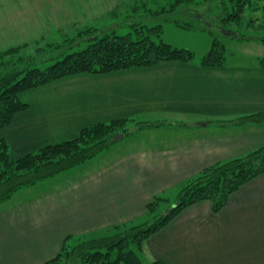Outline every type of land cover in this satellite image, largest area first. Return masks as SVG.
Masks as SVG:
<instances>
[{
    "label": "crops",
    "instance_id": "1",
    "mask_svg": "<svg viewBox=\"0 0 264 264\" xmlns=\"http://www.w3.org/2000/svg\"><path fill=\"white\" fill-rule=\"evenodd\" d=\"M46 4L38 3L28 18L25 11H16L12 21L2 20L10 26L1 30L15 33L23 23L81 17L74 4L72 10H61V17L45 10ZM259 57L219 66H204L195 58L164 60L106 73L82 72L60 84L66 77L31 88L34 101L22 100L28 107L0 129L14 157L115 118H127L133 126L121 139L137 134L143 143L71 178L61 173L73 167L22 186L47 183L19 199L11 200L16 191L0 199V264H44L68 236L109 235L115 226L141 219L155 195L174 193L205 167L263 145L264 121H235L264 109ZM47 86L54 87L51 93H44ZM50 127L56 131L49 132ZM142 258L164 264H264V173L232 192L217 212L210 200L182 209L143 241Z\"/></svg>",
    "mask_w": 264,
    "mask_h": 264
},
{
    "label": "trees",
    "instance_id": "2",
    "mask_svg": "<svg viewBox=\"0 0 264 264\" xmlns=\"http://www.w3.org/2000/svg\"><path fill=\"white\" fill-rule=\"evenodd\" d=\"M250 4L252 0H219L213 9L205 10L208 14L196 10L200 12L198 18L205 22L199 27L212 36L210 48L199 57L200 64L219 66L226 62L225 46L216 31L221 30L238 40L264 42L262 35L244 34L239 30L242 13ZM194 6H198L195 0L170 1L151 13L157 19L149 24L141 20L132 24L134 32L117 34L112 30H100L85 48L64 53L45 68L32 66L31 55L27 58L19 56L18 60L27 59L22 66L11 59L26 43L0 51V129L8 126L17 112L28 107L19 99V93L24 90L82 72L106 73L149 66L164 60H192L195 56L193 51L163 40L162 26L170 22L182 28H195L194 24L172 17L173 13H183ZM253 9L259 10V14L252 16L244 25L250 29H264V3L255 2ZM210 11L215 15L211 20L207 17ZM97 29L91 26L80 33L92 34ZM258 63L264 65V56L258 58ZM235 121H264V109L239 116ZM127 124V118L92 123L82 127L73 138L46 144L18 157L11 155L6 139L0 137V199L9 197L22 186L73 167L107 149L115 142V135L129 133ZM263 173L264 144L216 162L186 178L178 185L172 201L167 194L155 195L146 205L141 219L117 225L109 235L92 238L68 236L58 254L44 264H164L159 260L144 262L143 241L148 236L166 225L182 209L198 201L210 200L212 210L217 212L232 192Z\"/></svg>",
    "mask_w": 264,
    "mask_h": 264
},
{
    "label": "rangeland",
    "instance_id": "3",
    "mask_svg": "<svg viewBox=\"0 0 264 264\" xmlns=\"http://www.w3.org/2000/svg\"><path fill=\"white\" fill-rule=\"evenodd\" d=\"M81 1L82 2L78 3L77 0H0V51L5 50L9 46H14L17 44L19 45L20 43L26 42V45L20 49L19 53L11 56V59L17 60V64L22 66L23 63H27V59L18 60L19 56L27 58L28 55H31L33 57L31 62L32 66L45 68L53 63L56 59L61 58L62 54L85 48L88 45V42L91 41V37L100 30L106 29L109 32L112 30L117 34H126L129 31L134 32L132 29V24L140 20L149 24L150 21L157 19L153 17V14H151L153 11L159 10L161 7L168 5L170 1L174 0ZM195 1L198 3V6L191 7V9H185L183 11L185 15L183 13H173L172 17H179L182 21L194 24L196 27L179 29L173 25H164L162 37L171 41L173 44L178 45V47L189 48L190 50L194 51V60H197L210 48L212 37L210 38L209 35H201V33L206 32L200 28L205 24V22L203 19L198 18L200 12L196 10H200L204 14H208L205 10L209 11L210 8L213 9L219 0ZM40 2H47L46 5H48V7L45 10L50 12H52L51 9L55 10L53 13H57L58 17H61V13H59L61 10H72L69 5L74 4L81 10V17L73 21L66 20L65 22L59 23H55L54 21L52 24L45 23L43 25L23 23L22 25H18V28L20 29L15 33H10V31L7 30H1L3 26H10L9 23L2 22L3 19L12 21L16 16V11L18 12L19 10L25 11V15L28 18L27 15H31L30 11L33 10ZM255 2L264 3V0H252V4L245 8L242 13V25L239 26V30L244 34L264 36V29L255 30L244 25L250 18H252V16L259 14V10L254 11L253 9ZM31 6L33 7L30 8ZM49 8L50 10H48ZM214 16L215 15L210 11V15L207 17H209L211 20ZM65 19H67V17ZM91 26L98 29L96 31L93 30L92 34L80 33L82 30ZM219 31L221 33L216 31L215 34L224 43L226 62H243L249 57L264 56L263 41L255 39H250L248 42L244 40H238L237 38H231L230 35H227L221 30ZM203 38H207L208 40L205 44ZM243 53L246 55H242ZM70 77L71 76L62 79L58 84ZM53 88L54 87L52 86L44 87V93H51L48 90L53 91ZM34 95L35 91L33 89H27L19 93V99L21 101L28 99L32 103V101L35 99L32 98ZM36 105L37 104L35 103L33 104L34 109L36 108ZM126 128L127 131H130L133 126H131V124H127ZM51 131H56V129L50 127L49 132ZM56 135L57 134H54L53 136L56 137ZM75 135L73 132H67L64 134L63 138L59 137L56 139H58L57 141H62L73 138ZM137 136V134H133L121 139V133H118L114 137L115 140L118 139L114 143L115 145L109 147L108 149H103L97 152L92 157L74 165L76 167H70L71 169H69V171H65L61 174H65L67 178H71L78 175V173L82 172L87 167L98 163L101 161V159H106L116 152L142 144V141L136 140ZM52 138L53 137H50L49 141H52ZM60 180H63V177ZM45 184L47 183L44 181L41 183H36L34 186L28 187L29 189L26 187H22V189L18 188L16 192L13 193L11 200L19 199L26 194L41 189L45 186ZM174 194L175 192L168 194V196L171 197V201L173 200L172 197H174ZM165 210L166 208L164 211ZM144 261L146 260L144 259Z\"/></svg>",
    "mask_w": 264,
    "mask_h": 264
},
{
    "label": "water",
    "instance_id": "4",
    "mask_svg": "<svg viewBox=\"0 0 264 264\" xmlns=\"http://www.w3.org/2000/svg\"><path fill=\"white\" fill-rule=\"evenodd\" d=\"M123 134L121 133V136H122Z\"/></svg>",
    "mask_w": 264,
    "mask_h": 264
}]
</instances>
